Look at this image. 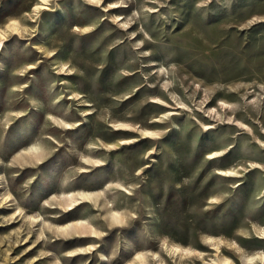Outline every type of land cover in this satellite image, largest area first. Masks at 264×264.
<instances>
[{"label":"rangeland","instance_id":"obj_1","mask_svg":"<svg viewBox=\"0 0 264 264\" xmlns=\"http://www.w3.org/2000/svg\"><path fill=\"white\" fill-rule=\"evenodd\" d=\"M0 264H264V0H0Z\"/></svg>","mask_w":264,"mask_h":264}]
</instances>
